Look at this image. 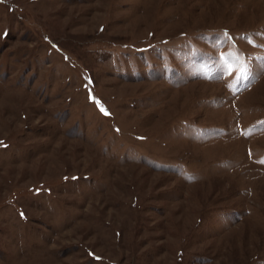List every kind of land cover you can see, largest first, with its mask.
<instances>
[{"label": "rangeland", "instance_id": "obj_1", "mask_svg": "<svg viewBox=\"0 0 264 264\" xmlns=\"http://www.w3.org/2000/svg\"><path fill=\"white\" fill-rule=\"evenodd\" d=\"M261 123L264 0H0V264H264Z\"/></svg>", "mask_w": 264, "mask_h": 264}, {"label": "snow or ice", "instance_id": "obj_2", "mask_svg": "<svg viewBox=\"0 0 264 264\" xmlns=\"http://www.w3.org/2000/svg\"><path fill=\"white\" fill-rule=\"evenodd\" d=\"M225 37L226 38H230L228 33H225ZM249 42L251 43V40H249ZM228 74L231 75L232 73L229 72ZM250 79H252V77H251V74H250V70L248 69L247 66H245L243 69L239 70L238 74L235 77L237 85H239V84H241L243 82V83H245V86H247L246 82L248 80H250ZM241 90L242 89H240V88H236L234 90V94H235V92L241 91ZM101 111L104 112L105 115L108 114L104 109H101ZM262 129H264V123H261L259 128L250 129L249 132L252 133V132H255V131L262 130ZM261 162H264V161H261Z\"/></svg>", "mask_w": 264, "mask_h": 264}]
</instances>
